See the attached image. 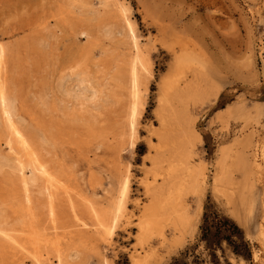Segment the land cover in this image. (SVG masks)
Wrapping results in <instances>:
<instances>
[{
    "label": "rangeland",
    "instance_id": "1",
    "mask_svg": "<svg viewBox=\"0 0 264 264\" xmlns=\"http://www.w3.org/2000/svg\"><path fill=\"white\" fill-rule=\"evenodd\" d=\"M136 55L146 69L140 77L143 108L129 128V68ZM176 59L180 72L172 74ZM1 88L15 103L12 123L31 150L42 151L47 161L56 145L75 195L105 207L118 197L122 176H129L131 225L122 219L110 240L97 242L96 250L69 251L64 264H168L196 244L207 198L238 224L249 244V262L226 251L229 263L264 264V0H0ZM78 92L83 99L95 93L100 108L93 116L83 112L75 122L52 112V102L71 108ZM11 131L0 121V151L14 164ZM191 133L201 137L193 141L191 165L204 178L192 183L183 163L163 178L169 162L185 158L182 137ZM254 157L261 165L259 184L244 178ZM17 176L13 168L0 169V264H59L43 244L37 257L19 254L20 222H30L25 209L32 205L17 191ZM172 184L180 189V206L159 214L155 229L163 238L157 231L139 238V215ZM29 198L41 206L37 187H29Z\"/></svg>",
    "mask_w": 264,
    "mask_h": 264
},
{
    "label": "bare ground",
    "instance_id": "2",
    "mask_svg": "<svg viewBox=\"0 0 264 264\" xmlns=\"http://www.w3.org/2000/svg\"><path fill=\"white\" fill-rule=\"evenodd\" d=\"M127 24H129V23H127ZM125 27H127V26L125 25ZM130 31H131V29H130ZM130 31H129L128 35L130 34ZM85 34L86 33L83 31L80 33V35H83V36ZM105 35H104V37H105ZM131 37L132 38H130V36H129L130 40L131 39L135 40V38L133 36H131ZM129 38H128V40H129ZM133 43H134V41H133ZM135 44H134V47L136 48ZM139 57H138V55H136V57H134V59H132V62L130 64V68H129V94H130V98H131L130 99L131 101H130V104H129V107L127 110L128 125H130L129 128L133 127L135 125L138 117L141 114V109L143 108V100L141 97V89H140V77L142 76V73H144L146 69H145V65L143 63V60ZM177 61H176V65H178V66H175V68L172 71V74H176V73L180 72V65H179L180 60L178 62ZM127 71H128V69H127ZM147 75H148V73H147ZM71 76L76 77V76H79V74L73 73V74H71ZM65 78H66V76L62 78V81ZM166 80H169V79L166 78ZM145 83H146V81H145ZM62 86H63V84H62ZM143 88L145 89L146 87H143ZM146 89H145V91H146ZM0 91L2 92V97L0 96V121H5V123L7 125L9 124L10 127L12 128L11 137L13 138L14 141L11 140V141H13L11 146L9 145V143H7V145H9L8 148L10 151H12L16 155H18V157L15 159L16 163L13 164L8 159V157H5V156L3 157L2 153L0 151V169H3L5 167L6 168H13V172H15L18 175L17 176V182H18L17 184L19 187H18L17 191L20 190L23 194L24 200L28 201L32 205V209H25V207H24L25 210L29 211L30 222H27V221H21L20 222L21 230L19 231V236H18V238L20 240V244H18L19 254L22 257L23 256L26 257L27 255H31L32 257H37V255H38L37 249H40L37 246L40 244H43L45 247L47 246L49 248H52L51 253L54 255L55 259H57L59 264H64V263H66L65 262L66 258H69L70 255L72 254L71 252L69 253V251L75 250V248H79V247H86V249L96 250V243L97 242H99V241L107 242L108 240H110L115 229L119 228L118 226L122 222V219H124V221L122 223H126L127 225L128 224L131 225L130 221L128 219L129 213H126V208H125V204H126V200H127V196H128V190H129V181H128L129 176H127V175L122 176L120 184L117 183L120 185L118 197L116 198V200H113L112 202L107 204L105 207L104 206H97L96 203L86 202L85 200H83L84 198L83 199L80 198V197H82V195L81 196L77 195L79 193H77L76 194L77 196H76L73 193V189L71 187L72 185L70 184V182H71L70 174H69L67 168L65 167L63 160L61 161L59 159L60 157L56 153L57 151L54 152V150H53L56 148V145L52 144V146H50V148L51 147L52 148H51V150L49 149L50 151L48 152L47 161L44 160L42 151H40V150L32 151L29 143L26 141V139L22 135L21 131H19V129H17L15 127V125L12 123L13 118L15 117V107H14L15 103H14V101L12 99H10L9 97H7V95L5 94V92L2 88ZM80 97H81V93L78 92V93L74 94L73 96H71V99L69 98L71 102L73 101L71 108L69 107V105H68L69 103H67V102H64L61 107L60 106L58 107L57 104H55V102H52L50 105L51 110H52V112L54 111L56 113L63 114L64 117H72L73 118L72 120L75 122L81 119L83 112L90 114V117L93 116V113L96 112L100 108V107L98 108V106L94 105L95 93L93 92L90 95V97L86 98V99H83ZM112 98H113V96H112ZM119 98L120 97H118V99ZM127 98H128V96H127ZM85 101L89 104V106H87L86 109L84 107L86 105ZM111 103H113V102H111ZM126 103H127V100H126ZM161 103H162V101H161ZM261 105H263V104L261 103ZM223 111L224 110H222L220 112H223ZM220 112H218V113H220ZM164 122H165V120L162 122V126H164ZM37 129L39 130V128H37ZM32 130L35 131V129H33V128L30 129V131H32ZM34 131H32V132H34ZM99 131L101 132V130H99ZM40 132H41V130H40ZM185 132H186V130H185ZM42 134H41V136H42ZM129 134H130V136L132 135L131 133H129ZM160 134L161 133H159V137H160ZM36 135H37V133H36ZM190 136L193 137V140H192V138H190ZM37 138H39V136H37ZM42 138H43V136H42ZM69 139H70V137H69ZM200 139H201V137L198 133H191V135H189V138H187V136H186V140L182 137V140L185 142L184 146L186 147V156L182 162H180L181 159L179 158V156H177L179 162H177L175 164L173 163V161L169 162V166L167 167V169L163 173V178H165V177L170 178V176L173 175L175 172H177L178 169L181 170V167H179V166L180 165L182 166V163H183L184 168H182V170L184 169L185 172L187 173V178H189L190 181H192V183L199 184L198 183L199 177L203 176L202 178H204V174H202L203 173L202 170L200 171L198 169L199 171L196 172L192 168L191 155H192V150L194 148V142L195 141L199 142ZM40 140L42 141L43 139H40ZM46 140H48V139H46ZM159 140L161 141L162 139H159ZM36 141H37V139H36ZM43 141H42V143H45V141L44 142ZM42 145L45 146L44 144H42ZM131 145H132V143H131ZM46 148H49V147L46 146ZM98 150H99V148H98ZM44 151H45V149H44ZM64 154H66V153H64ZM59 155H60V153H59ZM77 158H79V157H77ZM174 158H175V155H174ZM66 159H68V158H66ZM70 160H72V159H70ZM79 160H80V158H79ZM106 164H108V163H106ZM89 165H90V163H89ZM72 170H73V168H72ZM154 171L155 172H153L152 176L156 180V178L159 176L158 172H157V166H156ZM28 173H30V175H28ZM78 174H77V176H78ZM89 174H90V172H89ZM244 178L247 180V182H249L251 184H253V183L259 184L262 182L261 165L259 164L256 157H254V161H252V164H251L249 170L248 171L245 170ZM220 179L221 178H218V180L217 179L215 180L216 185L218 184V182L220 183ZM145 183H146V181H144V183H142V184L145 185ZM76 184H77V182H76ZM176 184H172V185L168 186L167 189H164L161 192H159V194L158 193L155 194L153 197V200L150 202L148 207H146L143 210V212L141 213V215H139V221H138V228L140 231L139 238H143V236L149 235L154 231H157L158 235L163 238V232L160 231V229H155V227H157L155 225L157 223L156 221L159 217V214L161 212H163L166 207H168L170 209V210L168 209L169 211H171L172 213H175L177 208L180 206V201H178L179 200L178 198L180 195V189H178V187H176ZM30 186L37 187L39 195L43 198L41 206L38 205L37 207H35V205L31 201V199L29 198V187ZM115 186H114V189H115ZM179 186H181V184ZM16 188H17V186H16ZM146 188H147V183H146L145 189ZM84 189H85V187H84ZM145 189H144V191H145ZM93 192L94 191H92V193ZM95 192L97 193V191H95ZM115 193H117V191ZM116 196H117V194H116ZM90 197H94V196L92 195ZM112 197H114V196L112 195ZM39 201H41V200H39ZM129 202H130V200H129ZM166 216H168V215H166ZM132 217H133V215H132ZM1 219H2V214H0V220ZM1 223L2 222H0V225H1ZM130 231H132V229ZM0 232H2L4 234L2 229L0 230ZM48 235H51L50 238L48 237ZM3 237H6V235ZM262 237H263V242H264V234H262ZM160 242H161V240H160ZM63 245H64V248L62 247ZM102 252H103V250H102ZM77 254L78 253H76V255ZM76 255H74V256H76ZM148 256L150 257V255H148ZM44 259H46V258H44ZM73 259L74 258H72V260ZM152 260H153V258H152ZM47 261H48V259H47ZM36 263H37V261H36ZM133 264H141V260L135 259L133 261Z\"/></svg>",
    "mask_w": 264,
    "mask_h": 264
},
{
    "label": "trees",
    "instance_id": "3",
    "mask_svg": "<svg viewBox=\"0 0 264 264\" xmlns=\"http://www.w3.org/2000/svg\"><path fill=\"white\" fill-rule=\"evenodd\" d=\"M224 95L220 97L222 98ZM224 102H220L217 109H221ZM202 245V248L199 249ZM198 251V252H197ZM220 252V257L217 252ZM226 251L236 259L249 262L251 251L245 239L243 230L238 224L218 211L207 198L199 227V237L190 250L172 258L168 264H230L226 258Z\"/></svg>",
    "mask_w": 264,
    "mask_h": 264
}]
</instances>
